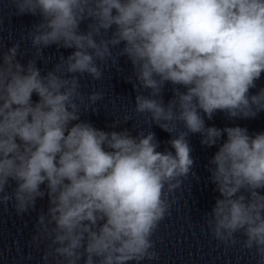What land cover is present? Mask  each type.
<instances>
[{"label": "clouds", "instance_id": "9594fccd", "mask_svg": "<svg viewBox=\"0 0 264 264\" xmlns=\"http://www.w3.org/2000/svg\"><path fill=\"white\" fill-rule=\"evenodd\" d=\"M7 3L14 15L39 19L19 39L0 36V206L23 216L47 197L29 241L44 245L43 264L159 261L157 233L175 193L190 175L199 180L190 134L218 146L207 169L220 194L203 216L208 232L264 264V131L206 124L217 112L232 121L264 112V0ZM53 45L72 51L45 56ZM121 57L131 64L124 79L135 102L109 127L135 123L105 131L82 119L105 99L82 80L123 73ZM153 125L171 135L174 151L158 150Z\"/></svg>", "mask_w": 264, "mask_h": 264}]
</instances>
